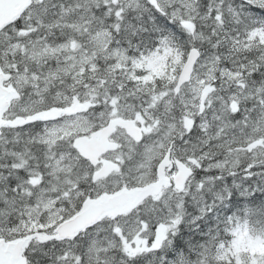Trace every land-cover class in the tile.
I'll return each mask as SVG.
<instances>
[{"label":"snow or ice","instance_id":"1","mask_svg":"<svg viewBox=\"0 0 264 264\" xmlns=\"http://www.w3.org/2000/svg\"><path fill=\"white\" fill-rule=\"evenodd\" d=\"M0 264H264V0H0Z\"/></svg>","mask_w":264,"mask_h":264}]
</instances>
